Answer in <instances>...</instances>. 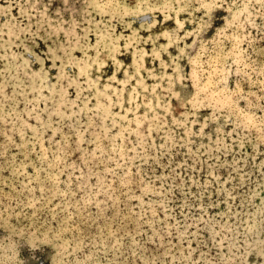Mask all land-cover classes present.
Returning <instances> with one entry per match:
<instances>
[{
	"label": "rangeland",
	"instance_id": "1",
	"mask_svg": "<svg viewBox=\"0 0 264 264\" xmlns=\"http://www.w3.org/2000/svg\"><path fill=\"white\" fill-rule=\"evenodd\" d=\"M0 264H264V0H0Z\"/></svg>",
	"mask_w": 264,
	"mask_h": 264
}]
</instances>
